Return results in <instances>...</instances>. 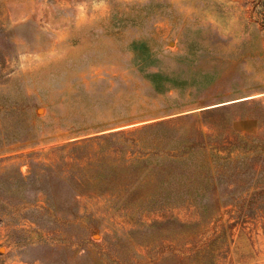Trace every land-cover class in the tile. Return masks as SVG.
<instances>
[{
	"label": "rangeland",
	"instance_id": "rangeland-1",
	"mask_svg": "<svg viewBox=\"0 0 264 264\" xmlns=\"http://www.w3.org/2000/svg\"><path fill=\"white\" fill-rule=\"evenodd\" d=\"M176 117L168 149L205 145L170 184L152 154L97 193L47 176ZM0 264H264V0H0Z\"/></svg>",
	"mask_w": 264,
	"mask_h": 264
},
{
	"label": "trees",
	"instance_id": "trees-1",
	"mask_svg": "<svg viewBox=\"0 0 264 264\" xmlns=\"http://www.w3.org/2000/svg\"><path fill=\"white\" fill-rule=\"evenodd\" d=\"M176 119L178 117L162 118L131 128L108 130L87 136L84 139L75 140L71 143L73 148L79 146L90 147L95 143L98 148L97 153L90 151L83 158L77 153L71 160H65L61 157L56 163L43 164L51 168L52 172L47 173V176L57 183L67 180L66 182L75 187L73 189L74 197L79 194L97 193L96 186L113 179L114 168H119V173H126L133 166L141 168L153 158L150 156L152 154L156 156L158 166L162 170L163 175L159 179L163 183L170 184L177 173V168H183L192 162L193 151L197 149L195 145L201 147V149H204L205 145L204 140L195 143L193 138L185 136L178 143L177 150L168 149V146L177 144L166 132L168 127L171 128L168 124ZM120 139H123L124 142H121ZM97 141H106V143L99 145L100 142ZM151 146L153 147L150 148ZM62 147L66 146L62 145ZM148 147L150 149L148 152L151 149H154V151L145 154ZM128 149H130L131 154L135 155L134 157L133 155L126 157L125 153ZM79 150L81 151V148ZM116 150L121 153L119 159L120 165H114V162L108 158V153L112 151L116 152ZM30 154L31 159L29 160V164L32 169H35V166L42 163L34 161L33 152ZM39 176H43V174H39ZM38 191L42 192L46 199H51L53 195L52 190L47 186H39Z\"/></svg>",
	"mask_w": 264,
	"mask_h": 264
}]
</instances>
